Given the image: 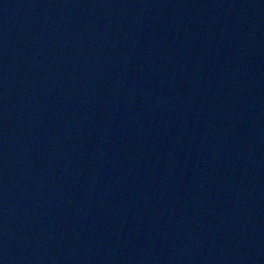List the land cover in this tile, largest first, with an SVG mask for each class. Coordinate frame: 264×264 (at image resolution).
Returning a JSON list of instances; mask_svg holds the SVG:
<instances>
[{"label":"water","instance_id":"water-1","mask_svg":"<svg viewBox=\"0 0 264 264\" xmlns=\"http://www.w3.org/2000/svg\"><path fill=\"white\" fill-rule=\"evenodd\" d=\"M0 264H264V0H0Z\"/></svg>","mask_w":264,"mask_h":264}]
</instances>
